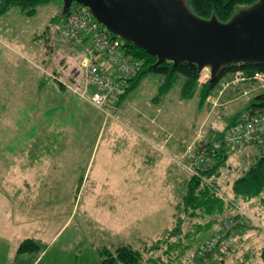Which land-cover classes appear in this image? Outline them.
Masks as SVG:
<instances>
[{
    "label": "rangeland",
    "instance_id": "1",
    "mask_svg": "<svg viewBox=\"0 0 264 264\" xmlns=\"http://www.w3.org/2000/svg\"><path fill=\"white\" fill-rule=\"evenodd\" d=\"M48 4L58 7L56 21L62 23V2L50 0ZM76 7L82 8L71 4V10ZM49 35L54 48L47 67L38 64L37 69L0 46V264H99L104 248L130 245L144 252L157 238L164 239L159 249L144 257L155 263L143 264H261L243 250L250 246L256 251L264 241V223L253 214L254 202L239 206L245 222L231 231L230 251L198 262L193 258L195 248L212 231H196L207 219L192 218L181 205L177 208L182 183L191 176L183 166L189 147L199 137L209 139L225 130L250 94L236 97L232 88L224 91L226 98L221 100L227 104L213 101L209 105L206 98V104L198 105L196 98L180 99L176 85L165 98L155 100L161 79L148 74L105 112L70 104L64 115L77 124L65 126L60 144L46 146L51 149L42 151L40 157L35 151L39 146L31 142L45 124L32 119L25 103L38 101V82L68 81L76 67L71 63L75 61L71 45ZM89 45V41L77 45L76 53H84ZM208 73L209 67L202 69L198 85ZM253 87V92L258 91L257 83ZM216 89L220 92L221 85ZM216 94L209 97L218 98ZM76 127L84 137L95 128L96 142L91 137L74 140L71 132ZM252 148L229 152L220 170V192L229 196L230 183L256 155ZM177 226L178 234L166 233L165 240L164 232ZM246 238L250 245L245 244ZM26 239L43 247L35 258L16 254Z\"/></svg>",
    "mask_w": 264,
    "mask_h": 264
},
{
    "label": "trees",
    "instance_id": "2",
    "mask_svg": "<svg viewBox=\"0 0 264 264\" xmlns=\"http://www.w3.org/2000/svg\"><path fill=\"white\" fill-rule=\"evenodd\" d=\"M49 1L50 0H0V18L13 7L19 8L23 16L32 17L36 13V8L39 5L46 4ZM181 1L187 10L196 18L206 21L214 18L220 23H228L240 12L252 8L258 2V0ZM69 13L70 11L65 14V16ZM57 17L58 16L53 18L50 24L43 28L41 32H36L33 34V41L42 45L45 49L44 58L40 63L45 66L49 64V54L54 48L49 43V30L52 25L57 24ZM127 46L129 54L142 61V68L140 72L130 81L126 94L122 96L117 103H120L125 98V96L131 90H133L148 74L158 75L161 79V84L158 87L155 100H161L163 97L165 98L170 93V91L176 85H178V95L180 99L189 100L196 98L198 105L206 104V98L218 93L216 89L217 86H220L222 82L231 80L233 74L236 72H242L246 77H251L254 73L264 74V62L246 61L240 63H231L222 66L213 80L209 78L198 85L201 72H197V67L195 64L183 62L177 64L176 66H172V63L169 61L156 64L157 59L151 54L129 42H127ZM256 83L257 82L254 80H250L246 85L254 88L253 86L256 85ZM36 88L38 101L34 100L25 103V105L28 110L29 108L31 109L29 110V113L32 114V119L38 118L41 123L45 124L44 127L37 130L34 137L35 141L31 142L32 145L39 146L35 149V151L40 155L42 154V151H47L48 149L50 150L51 148L48 147L52 144H60L57 142H60L64 139V136L66 135L64 131L65 126H75V124H77V121H75L73 118L70 119V115L68 116V119H66V115H64V112L66 111L67 107L70 106V104L79 108H82L83 105L88 108L92 106L86 101L68 94L65 88L58 82H54L52 84L45 79L43 82H38ZM231 89L232 88H228L225 90V92ZM231 92L236 93V97L238 94L242 96L241 92L238 90ZM224 93H222L221 96ZM67 96L68 98L66 100ZM207 104L212 105V103L209 101ZM259 107L264 108V89H258V91L250 93L248 101H246L237 111V113L230 119L227 126L225 127V130L223 129L215 132L216 135L221 137L226 129L236 122L240 115L251 108ZM73 109L75 108L73 107ZM73 109H70V111L75 112ZM91 109L94 108L92 107ZM71 116L73 115L71 114ZM37 126L38 125H36V127ZM94 126L96 128L95 122ZM95 128L91 135L87 134L88 137L94 139L92 140V143H95L97 140L98 131H96ZM73 132L74 133L71 132V135L72 137L74 135V140L88 138L84 137L86 134L79 127H76V130H73ZM46 146L48 147L46 148ZM248 146H253L252 149L256 150V155L250 165H248V167L241 172V175L230 183V192L228 193L229 196H227L226 193L224 194L219 191L220 189L218 184L220 170L223 166H225L230 152L227 151L223 146L220 147L214 167L203 173L204 180L191 175L182 183L183 187L181 186V189L184 190L181 192L180 189L182 194L177 208L181 205L187 215L192 218L204 217L207 219L204 225L196 227V231L198 229H203L206 233L210 231V229L217 227V230L215 229V231L206 236L204 240L214 236L217 233L221 222L232 217L235 214H232V211L235 212V207H239L241 204L254 202V206L260 210L259 213H256V215L264 217V137L260 141L252 143ZM32 156L36 155L34 154ZM238 228L241 227H236L230 230V232L227 234V238L230 239V235L232 234L231 231L234 232ZM196 231L194 232L193 236H195L197 233ZM178 232L179 226L171 230L170 233L167 230L164 232L165 240L167 239L166 233L171 236L178 234ZM187 237H190V235ZM192 238L191 240H187L189 245L190 242L193 241ZM162 241H164V239H155L152 241L151 246L144 252L140 249L132 248L130 245H118L112 250L104 248L99 253V264H143L144 261H153L151 258H147L145 260V254L159 249V245L162 243ZM199 245L195 248L193 255V258L196 262L199 260H204L205 257L213 258V255H218V252L220 255H223L226 251H230L229 246L223 247L218 245L206 254L197 256V249L199 248ZM42 248L43 247L38 241L34 239H26L19 244L16 254L18 256L27 254L35 258L36 255L40 253ZM221 250H223L224 253H221ZM34 260L36 261L37 258ZM259 260L262 264H264V242L259 249Z\"/></svg>",
    "mask_w": 264,
    "mask_h": 264
},
{
    "label": "built area",
    "instance_id": "3",
    "mask_svg": "<svg viewBox=\"0 0 264 264\" xmlns=\"http://www.w3.org/2000/svg\"><path fill=\"white\" fill-rule=\"evenodd\" d=\"M65 16L61 25H52L50 33L54 38L71 45H83L85 52L78 54L71 77L68 81L60 82L69 92L79 99L89 103L94 109L105 112L106 108L114 107L118 100L126 94L130 81L140 72L142 61L134 58L128 52L127 41L110 33L99 24L84 7H76ZM74 75V76H73ZM206 79L210 78L208 73ZM254 80L258 89H264V74L254 73L246 77L242 72H236L229 81L222 82L218 98L228 88H235L243 95L253 92L254 88L246 85ZM239 86V88H238ZM218 98L208 97V101L216 102ZM264 137V108H251L240 115L236 122L222 134L211 136L209 139L197 138L195 144L189 147L185 162V170L194 177L202 180L203 173L213 168L220 147L227 151L239 150ZM235 214L225 219L219 225L214 236L205 239L197 249V256H202L216 246H228L227 238L230 230L244 224V212L238 206ZM247 218V217H245Z\"/></svg>",
    "mask_w": 264,
    "mask_h": 264
},
{
    "label": "water",
    "instance_id": "4",
    "mask_svg": "<svg viewBox=\"0 0 264 264\" xmlns=\"http://www.w3.org/2000/svg\"><path fill=\"white\" fill-rule=\"evenodd\" d=\"M62 15L72 3L88 9L110 33L154 56L156 64L191 63L213 80L224 65L264 62V0L228 23L201 20L181 0H60Z\"/></svg>",
    "mask_w": 264,
    "mask_h": 264
},
{
    "label": "crops",
    "instance_id": "5",
    "mask_svg": "<svg viewBox=\"0 0 264 264\" xmlns=\"http://www.w3.org/2000/svg\"><path fill=\"white\" fill-rule=\"evenodd\" d=\"M43 13H44V16H42ZM59 14H60V10L58 9V7H55V5L53 6V5H50L48 3L39 5L36 8V13L32 17L23 16L21 14L19 8H17V7L11 8L9 11L6 12V14H4L0 18V46H2L6 51H12L13 54L16 55L20 59V61L21 60L28 61L35 68L38 69L39 68L38 64L41 63V60L43 59V57L45 55V49L42 47V45L35 43L33 41V34L36 32L37 33L41 32L43 30V28L45 26H47L49 20L51 18H56V16H58ZM39 17H42V19H38ZM63 21H64V19H63ZM63 21H62V23H63ZM62 23L57 22L58 25H61ZM69 47L71 49L70 52L72 54H74V59L75 58L77 59L78 54L80 55V53H76V50H75L77 48V45H71ZM71 60H73V56H72ZM71 63L73 65H75L76 62L74 61ZM45 67H47V66H45ZM37 80L38 79H35V83L38 82ZM225 98L226 97H225V93H224L220 98L217 99V102H219V105L220 104L223 105L224 103L225 104L228 103L227 101H225V102L220 101L221 99L225 100ZM39 156L41 157V154ZM36 159H38V158H36ZM33 166L34 165H32V167ZM229 192H230V190H229ZM252 206H254V205H252ZM254 208L253 209L251 208L253 210L254 216L259 221L264 223V220H263L264 217L263 216L260 217V216L256 215V213H259L260 210H258V208L254 210ZM216 228L217 227H215L214 229H210V230L212 232H214ZM248 241H250V239L246 238L245 239L246 245H250L248 243ZM260 247L257 248V250H256L257 252L253 251V248H251L250 246H248V249L243 248V250H244V253L246 256L248 254H250V259L253 257V258H257L259 260V249H260ZM226 253L227 252H225L224 255H226ZM22 256H26V255H22ZM214 257L215 256L213 255V258ZM213 258L210 257V260H212ZM212 263L214 264V262H212Z\"/></svg>",
    "mask_w": 264,
    "mask_h": 264
}]
</instances>
